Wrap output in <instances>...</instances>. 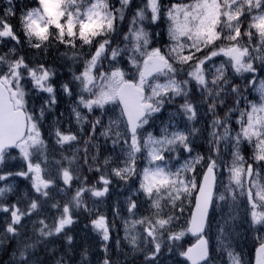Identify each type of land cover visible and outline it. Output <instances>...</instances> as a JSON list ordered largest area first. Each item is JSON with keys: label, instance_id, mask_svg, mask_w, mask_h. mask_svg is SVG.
<instances>
[{"label": "snow or ice", "instance_id": "snow-or-ice-1", "mask_svg": "<svg viewBox=\"0 0 264 264\" xmlns=\"http://www.w3.org/2000/svg\"><path fill=\"white\" fill-rule=\"evenodd\" d=\"M4 4L3 264H264V0Z\"/></svg>", "mask_w": 264, "mask_h": 264}, {"label": "rangeland", "instance_id": "rangeland-1", "mask_svg": "<svg viewBox=\"0 0 264 264\" xmlns=\"http://www.w3.org/2000/svg\"><path fill=\"white\" fill-rule=\"evenodd\" d=\"M1 1H2L1 8H3L6 5L4 4V0H1ZM62 108H63V106H62ZM185 203H186L187 207H190L193 210V208H194V200H193V202L190 205H188L187 201ZM187 214H188V212H187V208H186L185 215H187ZM3 247L7 248L8 245L5 244ZM246 253H250V255L252 257V260H253V264H254L255 250H254V247L252 246L251 242H249L248 245H247ZM7 259H8V256L6 254H4L2 251H0V264H3V262L6 261Z\"/></svg>", "mask_w": 264, "mask_h": 264}, {"label": "trees", "instance_id": "trees-1", "mask_svg": "<svg viewBox=\"0 0 264 264\" xmlns=\"http://www.w3.org/2000/svg\"><path fill=\"white\" fill-rule=\"evenodd\" d=\"M21 2H22V0H16V3H17L18 7L20 6ZM28 2H30V0H28ZM1 5H2V1L0 0V9H2Z\"/></svg>", "mask_w": 264, "mask_h": 264}]
</instances>
